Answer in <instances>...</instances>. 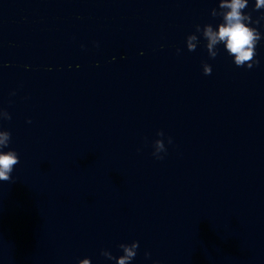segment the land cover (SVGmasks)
<instances>
[{"label":"water","instance_id":"95a60500","mask_svg":"<svg viewBox=\"0 0 264 264\" xmlns=\"http://www.w3.org/2000/svg\"><path fill=\"white\" fill-rule=\"evenodd\" d=\"M219 2L0 0V130L20 158L0 264H116L102 250L134 241L131 264H264V20L259 64L213 59L196 25L218 30Z\"/></svg>","mask_w":264,"mask_h":264},{"label":"clouds","instance_id":"9594fccd","mask_svg":"<svg viewBox=\"0 0 264 264\" xmlns=\"http://www.w3.org/2000/svg\"><path fill=\"white\" fill-rule=\"evenodd\" d=\"M249 0H220L219 10L212 9L213 17H221L222 22L217 28L212 24H207L201 27L196 25V33H202L207 41L206 48L211 58H216L218 55L217 46L223 44L227 53L234 57V63L238 67H243L245 64L251 69L254 64H259L256 57V47L261 40V32L253 24L259 25L261 20H264V15L253 21L252 15L246 13L244 10L248 7ZM264 9V0H255V9ZM199 37L194 33L187 37V48L189 51H195ZM178 52L181 50L178 49ZM203 71L205 75L212 73V66L204 63ZM3 117L11 120V115L5 110ZM163 137L164 133H158ZM11 140V132L7 130H0V181H11L13 179L12 173L14 166L20 162L18 153L15 150L4 151L8 148ZM168 142L172 140L169 137ZM155 151L153 153L158 159H163L161 153L166 152V147L163 139H157L154 142ZM119 248L123 251V255L113 256L111 251L102 250L101 255L109 260L116 261V264H131L137 255L139 248V241H134L131 244L122 243ZM150 256V253H146ZM79 264H92L90 258H84L79 261ZM158 264V262H154Z\"/></svg>","mask_w":264,"mask_h":264}]
</instances>
